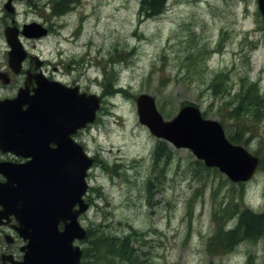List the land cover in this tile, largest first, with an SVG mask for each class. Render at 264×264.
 I'll return each instance as SVG.
<instances>
[{"label": "rangeland", "instance_id": "rangeland-1", "mask_svg": "<svg viewBox=\"0 0 264 264\" xmlns=\"http://www.w3.org/2000/svg\"><path fill=\"white\" fill-rule=\"evenodd\" d=\"M36 4L19 3L17 20L52 27L25 48L47 75L101 100L81 135L97 157L81 218L92 231L83 264H264V22L257 0H168L156 15L143 0ZM60 4L71 11L54 19ZM7 50L1 24V68ZM141 93L155 97L165 119L194 104L261 158V168L233 182L171 143V155L156 163L160 139L139 120Z\"/></svg>", "mask_w": 264, "mask_h": 264}, {"label": "water", "instance_id": "water-1", "mask_svg": "<svg viewBox=\"0 0 264 264\" xmlns=\"http://www.w3.org/2000/svg\"><path fill=\"white\" fill-rule=\"evenodd\" d=\"M258 5L264 15V0H258ZM45 32L39 24L25 26V33L30 36ZM8 37L12 45L10 63L15 65L16 61L21 62L25 52L18 41L12 40L9 34ZM61 87L59 83L41 80L35 95L28 97L25 92L20 93L19 97L24 100L20 107L27 103L26 109L16 106L19 97L0 107V147L34 157L21 168L22 189L17 186L14 191H5L0 194V202L6 207L18 203L19 209L12 211L20 214L21 228L32 240L38 238L37 243L42 246L38 250L32 245L30 253L48 257L51 252L46 250L48 247H67L75 236L84 235L77 217L87 208L81 196L87 187L84 176L91 159L70 135L95 119L99 105L95 96L79 95L77 87L67 90ZM137 101L141 122L157 136L177 147L191 148L208 166H218L235 181L246 180L253 174L258 158L244 147L231 144L220 123L204 119L197 107L184 106L173 120L165 121L154 97L141 94ZM44 142H56L57 146L47 148ZM77 202L81 207L73 212ZM62 218L70 221L60 233L58 223ZM53 253L58 263H63L61 254Z\"/></svg>", "mask_w": 264, "mask_h": 264}, {"label": "flooded vegetation", "instance_id": "flooded-vegetation-1", "mask_svg": "<svg viewBox=\"0 0 264 264\" xmlns=\"http://www.w3.org/2000/svg\"><path fill=\"white\" fill-rule=\"evenodd\" d=\"M8 1L9 0H6L4 5L7 12H4V16L0 18V25L2 24L3 26V36L9 50V42L7 39L8 31H11L13 36L17 39L19 38L22 43H24L25 40H31L24 37L21 32H19V34L15 32L16 29L21 31L23 25L25 24L24 22L17 20V15L20 13L19 3L30 2V5L35 7L36 4L34 0H11V3L8 7H6ZM55 18H57V16H54V19ZM41 23L46 25L50 31L52 25L49 26V24L44 21H41ZM7 61L8 66L6 68L0 67V101L15 97L21 88L28 87L32 93L37 83V77L42 72L41 68L36 66V58H34V56L30 53L24 59L21 68L16 66L12 69L9 66L8 55ZM82 133L83 131L77 132L75 138H78ZM26 160L27 159L17 156L14 153L3 152L0 149V161L25 162ZM4 181H6V177L0 173V182ZM18 225L19 223L14 215H12L10 219H0V264H23V261L25 260L28 240L21 235L17 229Z\"/></svg>", "mask_w": 264, "mask_h": 264}, {"label": "trees", "instance_id": "trees-1", "mask_svg": "<svg viewBox=\"0 0 264 264\" xmlns=\"http://www.w3.org/2000/svg\"><path fill=\"white\" fill-rule=\"evenodd\" d=\"M66 0H63V3H65ZM168 0H143V6H147L149 7V9L151 11H149L150 15H156V14H160L165 10L166 7V3ZM65 6V4H60ZM67 7V6H65ZM68 9V8H67ZM66 10V9H64ZM233 141H236L233 137H231ZM172 150L169 148V145L167 143H165L164 141H160L157 145V147L155 148V152H154V158L156 163H158L163 157L165 156H169L171 155ZM257 217L262 216V214H258L256 213ZM114 237L112 238H104V242L106 246L108 247H112L111 246V241L113 242ZM101 243V245L103 244ZM100 245V246H101ZM98 246V247H100ZM116 247V246H114ZM110 249L111 248H107ZM95 250H99L98 248L95 247Z\"/></svg>", "mask_w": 264, "mask_h": 264}]
</instances>
